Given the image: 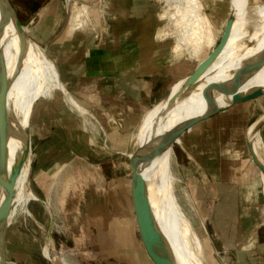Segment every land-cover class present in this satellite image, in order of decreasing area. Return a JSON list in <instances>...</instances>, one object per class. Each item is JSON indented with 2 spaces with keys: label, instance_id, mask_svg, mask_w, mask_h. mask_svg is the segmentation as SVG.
Wrapping results in <instances>:
<instances>
[{
  "label": "rangeland",
  "instance_id": "rangeland-1",
  "mask_svg": "<svg viewBox=\"0 0 264 264\" xmlns=\"http://www.w3.org/2000/svg\"><path fill=\"white\" fill-rule=\"evenodd\" d=\"M8 1L29 38L43 48L47 46L46 52L48 51L49 57L55 60L58 69L60 59L55 44L50 43L51 38L64 29L60 40L68 41L70 48L78 45L79 38L76 36L78 33L82 35L80 40H85L86 44L84 45L101 50L109 49L116 44L115 42L119 38L117 19L120 18V10L123 13L125 7L121 0H69L70 5L67 4V0ZM73 2L78 5L85 4L89 10L86 24L79 29H73L69 25ZM225 2L226 8L222 9V14L216 9L208 7L209 12L213 15V20L222 27L218 30V34H220L218 42L221 41V35L228 29L231 22L228 0ZM140 8H142L140 12L144 13L138 15V19L147 16V21L151 26L150 42L155 47L165 45L167 48L165 54L160 58V67L157 66L149 70L148 73L145 70L144 90L133 92L130 90L131 88L128 89L131 98L128 107L132 110H128L126 118L120 112L96 110L95 104L98 103L100 97L95 94L94 85L96 83L94 81L82 84L81 87L73 86V88L62 81L64 87L73 93L88 111L85 118L95 123V131L99 132V138L93 141V145L89 144L87 150L90 155L88 157L73 153L70 161L59 162L46 175H40L32 154L30 170L32 188L40 199L49 202L53 213L47 210L40 200H31L28 203L24 197L17 201L20 204L28 203L27 206L32 210L33 216H20L19 222L16 220L14 224L6 228L5 264H53L42 253V247L46 242L49 230H51L50 248L57 264H176L170 259L166 262L163 258L161 259L155 253V246L146 245L143 236L137 230L131 180L133 170L129 155L125 153L129 147L128 140L127 143H120L118 140L124 122L128 123L126 138L129 139L143 114L154 104L165 99L172 85L180 78L192 73L199 61L190 58L186 53L174 55L172 52L174 39L172 37L165 39L157 37L160 30L171 28L168 19L161 17L165 8L163 2L143 0V6ZM56 95L52 100L40 98L35 107L39 108V105L50 103H62V91L58 90ZM135 99H137V105L131 103L136 101ZM134 108L136 111L133 110ZM263 111L264 91L252 95L214 116L212 120L216 119L217 122L211 127H205V124L201 125V121L196 123L183 132L173 145L172 163L178 179V186L184 196L190 197L195 217L204 223L213 247L226 260L227 264H240V259L244 258L234 254L235 241L217 239L210 229V209L206 205V203H210L206 202V185L210 181L202 161H205L207 156L213 157L212 161L215 165L216 158H218L225 167L229 168L234 164L238 166L242 161L241 166L245 178L249 177L246 163L251 166L254 163L247 145V128ZM71 113L79 120L84 118L73 109H71ZM30 125L31 133H34L31 117ZM31 141L33 145V141H35L33 134ZM262 147H264L263 139ZM13 156V164H19L22 156L15 152ZM20 184L18 178L8 181L3 196L6 197L4 202H7L12 196V190L16 197ZM259 194L262 206L258 219L264 220L263 182L262 191L260 187ZM7 204L5 203V206L10 210L12 204ZM115 228L119 231V238L117 236L114 238ZM101 236H105L106 239H98ZM113 248L114 251L120 253L119 261L106 255V253H112Z\"/></svg>",
  "mask_w": 264,
  "mask_h": 264
},
{
  "label": "bare ground",
  "instance_id": "bare-ground-1",
  "mask_svg": "<svg viewBox=\"0 0 264 264\" xmlns=\"http://www.w3.org/2000/svg\"><path fill=\"white\" fill-rule=\"evenodd\" d=\"M158 1L165 5L161 17L168 19L171 28L160 30L157 37L174 39V55L186 53L200 63L217 48L220 36L218 30L222 27L213 20L208 7L222 14V9L226 8L225 0ZM228 3L233 22L226 35L224 48L202 75L191 82L186 91L181 92L178 97L175 96L182 87L183 79L180 78L172 85L165 99L143 114L128 139L130 155L138 158L150 139L185 118L201 114L206 107L202 91L208 85L225 81L234 74L243 72H255L244 84L243 90L264 85V0H228ZM88 12L87 5L73 2L69 21L71 28H82L87 22ZM0 51L11 78L10 87L0 90L1 100L9 105L5 114L0 115V168L7 165L0 181V223L7 228L18 221L20 216H33L32 210L27 206L31 200H40L52 212L49 202L40 199L31 185L33 152L30 117L36 102L40 98L52 100L57 96V91L61 90V99L71 109L83 117L88 115V111L64 87L58 66L49 57L48 51L40 44L23 37L10 7L3 0L0 8ZM263 124L264 111L248 126L247 141L253 153L264 163L260 130ZM173 148L157 156L144 170L156 219L170 239L181 264H220L204 223L195 217L190 197L184 196L178 186L172 163ZM14 152L22 156L16 165L13 164ZM260 177L264 184V172H260ZM15 178L21 183L17 195L15 197L12 190V196L7 197L9 200L4 202L8 181ZM24 197L28 203L17 202ZM5 203L14 204L8 210ZM50 232L51 230L45 244H42V253L53 264H57L50 248Z\"/></svg>",
  "mask_w": 264,
  "mask_h": 264
},
{
  "label": "crops",
  "instance_id": "crops-1",
  "mask_svg": "<svg viewBox=\"0 0 264 264\" xmlns=\"http://www.w3.org/2000/svg\"><path fill=\"white\" fill-rule=\"evenodd\" d=\"M121 1L125 7L123 13L120 10V18L117 19L120 35L116 44L109 49L101 50L84 45L86 42L80 40L82 35L78 33L76 35L79 38L78 45L70 48L68 41L60 40L64 29L51 38L50 43L55 44L60 59V77L66 85L73 88V86H82V84L94 81L96 83L94 85L95 94L100 97L98 103L95 104L96 110L120 112L126 118L128 110H132L128 107L129 99H131L128 89L131 88L133 92L144 90L145 70L148 73L149 70L160 67V58L167 48L165 45L155 47L150 42L151 26L147 21V16H142L141 19L137 17L144 13L142 10L140 12L143 0ZM135 100L131 103L137 105V99ZM35 108L34 106L31 115L34 127V133L32 132L31 136L32 134L33 137L35 136L32 145L33 155L40 175L49 173L59 162L70 161L73 153L84 157L90 155L87 150L89 144L93 145V141L99 138V132L95 131V123L85 117L81 120L77 119L64 101L39 105V108L38 106ZM133 110L136 111V108ZM216 115L201 121L200 124L211 127L217 122L216 119L212 120ZM127 124L124 122V127L119 132L118 141L120 143H127ZM122 135L123 138H121ZM261 135L264 144V124L261 128ZM212 160L213 157L207 156L205 161H202L210 181L206 185L208 198L206 202H210L206 203L210 209V229L217 239L235 241L234 254L244 258L240 259V264H264V220L258 219L262 206L259 194L260 187L262 191L261 169L252 159L254 165L246 163L249 177L245 178L241 166L242 161L238 166L234 164L229 168L225 167L218 158H216L215 165ZM133 209L137 230L142 235L135 201ZM115 233L114 238L116 236L119 238V231L116 228ZM98 239H106V237L101 236ZM106 255L117 261L120 259V253L114 251V248L112 253H106Z\"/></svg>",
  "mask_w": 264,
  "mask_h": 264
},
{
  "label": "water",
  "instance_id": "water-1",
  "mask_svg": "<svg viewBox=\"0 0 264 264\" xmlns=\"http://www.w3.org/2000/svg\"><path fill=\"white\" fill-rule=\"evenodd\" d=\"M5 1L12 11L13 17L16 19L18 27L23 34V37L27 40H31L19 21L14 9L8 0ZM2 0H0V8ZM233 19L230 22L228 29L221 35V41L218 42L217 48L214 49L202 62L198 63L192 73L183 77V83L181 89H179L175 96H179L181 92L186 91L188 86L194 80L198 79L202 73L208 68L209 64L217 57L226 44V35L232 26ZM47 50V46H45ZM255 72H243L234 74L230 79L221 81L218 83L210 84L203 89L202 94L206 101L205 110L198 115L185 118L180 122L174 124L168 130L161 133L159 136L150 139L147 144L142 148L138 158L130 155L128 150L125 151L129 155L130 163L133 170V193L136 211L142 227V235L146 245H154L155 253L164 261L172 260L176 264H181L179 261L175 249L168 238V236L161 229L150 200L149 187L147 179L144 175V170L148 164H150L157 156L173 148L174 142L177 138L186 130H188L195 123L209 118L215 114H218L227 108L249 98L252 95L258 94L264 91V85L254 86L248 90H243L244 84L251 78ZM11 84V78L3 64L1 51H0V90L1 88H9ZM9 105H6L0 98V115L6 112ZM248 148L252 154V158L255 163L264 172V163L260 161L253 153L250 145L247 141ZM7 169V165H3L0 168V181L4 172ZM5 231L6 228L0 223V264H5L6 259V243H5ZM216 257L220 264H227L223 257L216 253ZM163 261V262H164ZM164 262V263H165Z\"/></svg>",
  "mask_w": 264,
  "mask_h": 264
}]
</instances>
